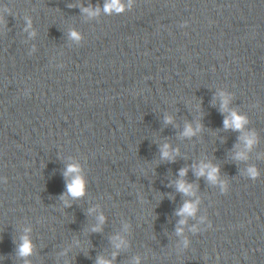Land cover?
Returning <instances> with one entry per match:
<instances>
[{
    "label": "water",
    "instance_id": "water-1",
    "mask_svg": "<svg viewBox=\"0 0 264 264\" xmlns=\"http://www.w3.org/2000/svg\"><path fill=\"white\" fill-rule=\"evenodd\" d=\"M129 2L0 0V264H264V0Z\"/></svg>",
    "mask_w": 264,
    "mask_h": 264
},
{
    "label": "clouds",
    "instance_id": "clouds-1",
    "mask_svg": "<svg viewBox=\"0 0 264 264\" xmlns=\"http://www.w3.org/2000/svg\"><path fill=\"white\" fill-rule=\"evenodd\" d=\"M131 6H132V2L130 0V2L127 5H125V7L131 8ZM105 9L106 10L107 9H115L117 12H119L121 9V5L113 2V3L107 4L105 6ZM28 28H30V21H28L26 19L25 31H27ZM29 35H32V33L30 32ZM226 105H227V99L224 97V94L221 93V111H222V113L226 109ZM169 122H171V117L166 116L165 117V123H169ZM244 123H246L245 118L238 115L234 111H229L228 115L225 116V118L223 119L224 128L225 129L231 128L234 131H239L242 128ZM199 131H200V125L199 124H197L196 127L193 128L190 124L186 123L181 135L184 137H191ZM240 139L243 141L245 149L250 148L251 145L255 142L254 135H244V136H241ZM176 154H177V150L172 149L170 151V146L167 143H164L160 147L161 159H167V160L171 161L172 159H174ZM236 158L242 160V159H245L246 157H245L244 152L238 151L236 153ZM185 172H186L185 169H180L178 171V175L180 177H183L185 175ZM217 173H218V169L215 166L211 165L210 163L201 162L199 165L195 166V174L197 176H206V178L210 182H212L213 184H216L218 182L217 181ZM68 174H73V175H72L71 180L66 181V184H65V190H66L67 194L72 196L73 198L82 196L84 194V179L80 175L79 166L78 165H69L66 168L64 175L68 176ZM242 174L246 175L249 179H256L259 176L258 171L253 167L246 168L244 170V173H242ZM221 185L223 186V182H221ZM176 189H177V191H179L185 195H188V196L194 195V193L192 191V186L190 184H186L183 180H177L176 181ZM198 202H199L198 200H194L191 202L185 201V203L180 207V209H178L176 214L178 216H181V217H188V216L195 215ZM90 211H92V210L90 209ZM97 219H98L99 223H103V221H104L103 215H98ZM200 220L203 223L204 217H201ZM184 223H185L184 219H181L179 221L180 225H183ZM98 228H99V224L93 230L94 231L98 230ZM190 230L192 232H196L198 229L194 226ZM27 231H28V229H25V232H27ZM181 233H182V229L177 228V234L180 235ZM115 239H116V241H118L115 244V247L119 248L121 246V244L124 243V241L121 240L120 237H116ZM182 244L184 247H187V245H188L187 239H184L182 241ZM31 248H32V245L30 243L28 236L22 235L20 237L18 254L22 257L27 256L30 254ZM25 264H28V262L25 261ZM97 264H109V261L98 258Z\"/></svg>",
    "mask_w": 264,
    "mask_h": 264
}]
</instances>
